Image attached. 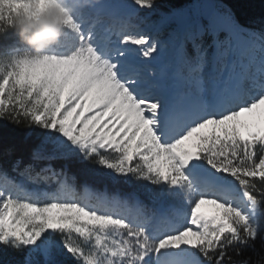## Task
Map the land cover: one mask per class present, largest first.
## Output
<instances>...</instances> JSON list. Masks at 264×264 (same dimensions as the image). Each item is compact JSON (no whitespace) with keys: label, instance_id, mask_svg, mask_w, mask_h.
<instances>
[{"label":"snow or ice","instance_id":"6c2138e0","mask_svg":"<svg viewBox=\"0 0 264 264\" xmlns=\"http://www.w3.org/2000/svg\"><path fill=\"white\" fill-rule=\"evenodd\" d=\"M56 7L0 0V41L16 36L15 15ZM259 23L225 0H104L69 16L46 53L11 45L0 56V264H264ZM71 165L135 188L88 203L65 178Z\"/></svg>","mask_w":264,"mask_h":264},{"label":"trees","instance_id":"16d2710c","mask_svg":"<svg viewBox=\"0 0 264 264\" xmlns=\"http://www.w3.org/2000/svg\"><path fill=\"white\" fill-rule=\"evenodd\" d=\"M225 2L228 3L233 9L242 24L258 31L261 30L262 26L259 21L262 17H264V0H225ZM16 42H18V37L14 34L10 35L6 40L0 41V56H3L6 50ZM88 168V174H84L77 165H71L66 170L65 178L70 184H74L78 197L83 194L84 186L91 187L98 194L106 193L109 196L118 195L120 197H124L127 195V193L131 192L135 188V184H116L109 180L98 179L97 177L99 173L103 172L104 170L94 165H89ZM73 176L76 177L75 180L72 179ZM18 178L19 177H17V179ZM54 183L55 182L53 181H39L35 184L38 186H47ZM94 200L96 202V199Z\"/></svg>","mask_w":264,"mask_h":264},{"label":"clouds","instance_id":"9594fccd","mask_svg":"<svg viewBox=\"0 0 264 264\" xmlns=\"http://www.w3.org/2000/svg\"><path fill=\"white\" fill-rule=\"evenodd\" d=\"M87 3H99V0H57V7L39 18L23 13L15 15L13 28L19 44L34 55L46 53L55 47L65 34V21L75 16L77 9ZM3 32L0 31V35Z\"/></svg>","mask_w":264,"mask_h":264},{"label":"rangeland","instance_id":"374dc122","mask_svg":"<svg viewBox=\"0 0 264 264\" xmlns=\"http://www.w3.org/2000/svg\"><path fill=\"white\" fill-rule=\"evenodd\" d=\"M103 2H104V0H99V3H97V5H100ZM254 42L256 43L257 46H259L262 43V41L259 38V36H257L256 38H254ZM189 51H190V49H189ZM18 180H20L24 184L25 188L27 190H29V191H31V190H33L35 188H38L40 191L55 192L56 189H57L56 183L49 184L47 186H38L37 184L32 183L30 181H27V180H25L22 177H19ZM84 189L87 191V193L86 194H82L79 198L84 199L86 202L91 203V204H95L94 201L92 200L93 197H100V196L112 197V196H109V195H107L105 193L104 194H98V193H96L91 188L90 189H87L85 187ZM113 196H118V195H113Z\"/></svg>","mask_w":264,"mask_h":264}]
</instances>
